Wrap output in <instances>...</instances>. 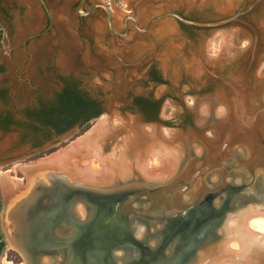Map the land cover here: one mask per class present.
I'll list each match as a JSON object with an SVG mask.
<instances>
[{
	"label": "rangeland",
	"instance_id": "1",
	"mask_svg": "<svg viewBox=\"0 0 264 264\" xmlns=\"http://www.w3.org/2000/svg\"><path fill=\"white\" fill-rule=\"evenodd\" d=\"M253 1L112 0L115 18H119L125 13V10H132L142 25L146 24L152 15L158 13L157 11H173L194 20L217 21L238 13L245 5H251ZM40 10L35 0H17L6 22L7 37H5L4 44L0 46V66L5 67V70L0 73V90L9 84L12 86V95L10 101H0V108L12 110L23 108L24 110L35 103L38 94L51 95L59 88L61 77L74 73L82 78L85 88L100 97L104 102V107L109 110V114L95 120L89 130L109 115L111 120L120 127L125 123L131 126L159 128L160 136L168 138L171 147H178V151L182 152L181 163H179L177 171L165 181L179 175L184 164L195 155L203 156L201 139L204 135L209 137L214 145L219 140L220 128L218 126L227 120L228 110L231 109L225 103L227 114L219 116L224 111L222 108L225 107L218 96L223 94L224 102H229L228 97H231L229 93H226L228 92L226 84L220 77L234 83L240 91L248 90V93H252V90L258 86L254 75V72L259 69L257 62L244 60L242 56L238 57L237 55L242 51V48L250 46V35H253L254 31H257L260 37L259 46L261 48L258 55L262 61L260 67L264 66V4L243 17L241 21L218 28L196 26L190 28L183 26L174 17H162L153 25V29L149 33L142 34L133 31L129 38L113 41L117 42L112 46L113 51L119 54L126 64L110 55L107 47L101 44V38L104 36L102 34L104 32L103 23L96 32L87 30L79 36L73 29L69 33L67 27L56 20L59 29L55 30V33L59 32V43H54L51 46H36V40H33L27 47H22L24 39L41 30L38 27ZM50 11L57 16L58 11L54 5L51 6ZM116 25L121 28L119 23ZM222 34L226 35L229 40L225 47L228 55L224 59L218 60L220 52L224 48L217 41ZM43 40V44H46L49 41L48 35L38 42ZM11 48L14 51L12 54L14 62L9 59ZM151 68L161 71L163 83L156 82L150 77ZM20 76H23L21 80ZM18 82H21V97L15 94L19 89L17 88ZM137 96H153L158 100H163L159 125L158 123L146 124L143 122L141 118L144 116L132 105ZM208 103L213 106L209 112L205 111ZM22 119L25 120V116ZM166 130L170 132L167 133ZM130 131V134L127 135L129 137L132 136L133 130ZM79 132L64 139L56 136L46 142L40 151L39 149L31 150L30 144L27 143L29 139L25 137L24 127L13 126L12 131L0 133V156L10 159L12 156L20 155L21 152L26 154L36 151L35 155L30 158L32 162L39 161L65 150L73 142L87 134L85 132L81 135ZM119 135L115 134L116 138L113 144L106 148L107 152L105 153L109 154V157H112L114 148L121 147L119 142H122L124 134ZM238 147L239 145H236L237 149ZM25 158L26 156H21L14 160H8L0 163V166L10 164V169L14 167L18 173L21 167L19 162ZM152 158L154 159V156H151ZM236 158L235 152L225 158L223 165L226 169L219 168L213 171L207 180L208 185L219 186L224 170L227 172L228 182L232 184L241 182L240 176L232 171L233 161ZM151 159L146 160L145 165L148 166L146 165L145 168H158L155 164L151 166ZM94 163L98 164L97 160H94ZM93 167L94 165L89 162V168L94 169L95 167ZM167 168L170 167H167L166 164L165 170ZM12 174L16 176V173ZM11 177L13 176L11 175ZM135 177L126 181L121 180L119 184L110 186L121 187L128 181L142 182V178H146L137 171ZM148 179L150 178L148 177ZM258 183L257 186L250 189V194H259L258 188L262 187L264 183ZM92 185L100 186L98 183ZM199 185L200 182L196 187L199 188ZM186 200H191L190 196H186ZM77 205V208L80 205L85 207L82 203ZM78 215L86 217V214H79V212ZM136 222L138 223V221ZM137 228L135 234L138 238H142L149 230L142 221ZM150 231L152 232L154 229L150 228ZM7 242L9 253L5 255L1 264H5L7 261L12 264H20L16 261L18 250L10 243L9 239ZM170 247L168 246L166 249L167 253H169ZM117 254L125 255L122 251H118Z\"/></svg>",
	"mask_w": 264,
	"mask_h": 264
},
{
	"label": "water",
	"instance_id": "2",
	"mask_svg": "<svg viewBox=\"0 0 264 264\" xmlns=\"http://www.w3.org/2000/svg\"><path fill=\"white\" fill-rule=\"evenodd\" d=\"M263 4L264 0H254L251 5H245L238 13L217 21L194 20L177 12L166 11L152 18L147 28L154 21L166 16L201 28L223 27L229 23L241 21L243 17ZM100 5L107 11L108 25L111 27V7L105 3ZM133 20L135 26L139 28L136 19L133 18ZM259 44L260 37L257 31H254L253 35H250V46L242 48V51L237 54L244 60L257 62L259 69L254 72V75L258 86L252 90V93H248V90L240 91L234 83L220 77L226 84L228 90L226 93L231 96L228 97L229 102L226 101L231 108L228 110V118L225 121L222 120L224 122L219 127V133L223 134L218 135L219 140L215 145L209 137L204 135L205 137L201 139L203 156L195 155L194 158L189 159L179 175L165 182L156 183L152 179L142 178V182L128 181L121 187H111L112 185L102 187L70 180L63 172L48 173L40 182L52 185L41 188L42 193L53 194L55 206L57 199H60L62 203L63 196L66 194L70 197V207L66 210L53 209L56 228L54 243L56 246L60 245V250H54L57 252L55 255L50 250L51 241L47 239V234L46 238L39 242V250H33L37 247L36 236L41 237L42 232L46 230L50 210L23 208L24 230L20 241L23 249L31 256L32 264H44L45 258L52 259L51 264H176L177 257L184 250L191 248V255H193L206 242L207 245L214 242L219 237L217 229L236 210L251 207V205L264 208V185L259 186L258 195L249 193L251 188L259 184L258 182L264 183V66L260 67L262 61L258 55L261 48ZM225 49V47L222 48L218 60L227 57ZM106 117L110 118L109 115ZM141 119L146 124H160ZM239 124L242 125V136L235 135L227 126L233 127ZM79 131L80 127L77 125L59 136L63 139L69 138ZM227 134H229L228 137ZM161 138L168 146L170 143L168 138L165 136ZM236 145L241 146L242 150H238ZM232 152L237 155L233 161L232 171L240 176L242 181L233 182L234 184L228 182L227 172L224 170L221 184L216 187L209 186L207 180L210 174L219 168H225L224 160ZM181 160L180 156V163ZM198 182H200L199 188L196 187ZM186 196H190L191 200H186ZM164 198H168L171 202L170 208H163ZM160 200H162L161 204ZM78 203L85 206V218L78 215L76 211ZM107 205L115 206V208H98ZM3 212L4 209L1 218L5 231ZM201 214L206 215V219L201 223L195 222ZM185 220L188 224H183ZM141 221L149 230L142 238H138L135 232ZM150 228L154 231L151 232ZM182 228L188 230L185 241L179 239L180 236L177 234V231ZM191 239L198 240L196 246L192 245ZM181 241H184L182 246L179 245ZM163 243H167V248L168 244L171 246L169 253L166 252L167 248H163L166 246ZM178 249L181 250L180 253ZM118 251L124 252L125 255H118Z\"/></svg>",
	"mask_w": 264,
	"mask_h": 264
},
{
	"label": "bare ground",
	"instance_id": "3",
	"mask_svg": "<svg viewBox=\"0 0 264 264\" xmlns=\"http://www.w3.org/2000/svg\"><path fill=\"white\" fill-rule=\"evenodd\" d=\"M217 41L221 47H226L229 40L226 35L222 34ZM218 97L225 107L222 108L223 113L219 112L220 115H218L226 116L225 105L227 103L224 102L223 94ZM211 106V103H208L205 111L209 112ZM240 109L242 110V107ZM114 122L105 117L65 150L21 166L19 169L28 177L31 184L29 192L27 190L25 192L22 180L11 177L9 171L0 172V185L6 202L3 212L4 229L10 243L24 257V264H32V260L20 241L24 230L22 207L26 202V195L35 191L37 184L43 181L48 173L63 172L70 180L87 184L98 183L103 187L119 184L121 180L134 179L136 171L156 183L165 182L177 171L182 152L179 154L178 147H171L169 143L167 146L163 143V139H160L159 128L131 126L125 123L120 127ZM227 126L232 133L242 136L241 124L233 127L232 125ZM130 130L133 132L129 137L127 135L130 134ZM166 132L170 131L166 130ZM115 134H124L122 142H119L122 148L118 146L114 148L112 157H109V154L105 153L106 148L113 144ZM239 150L241 151L242 147ZM151 156H154V159H151ZM148 158L152 161L151 166L155 164L158 168L146 169L145 162ZM94 160H97L98 164H95ZM89 162L94 165V169L89 168ZM166 164L167 167L172 168L171 171H169L170 168L165 170ZM164 199L163 208H170L171 202L168 198ZM161 203L162 200H160ZM84 208L82 205L77 208L79 214H86ZM217 232L219 237L214 242L208 245L206 242L193 255L191 252L183 255L178 264H264V208L262 206L251 205V207L236 210L226 218ZM52 261L50 258H45L44 264H51ZM5 264L12 263L7 261Z\"/></svg>",
	"mask_w": 264,
	"mask_h": 264
},
{
	"label": "flooded vegetation",
	"instance_id": "4",
	"mask_svg": "<svg viewBox=\"0 0 264 264\" xmlns=\"http://www.w3.org/2000/svg\"><path fill=\"white\" fill-rule=\"evenodd\" d=\"M15 1L17 2V0H0V46H2L4 44L5 37H7L6 22L9 19V15H11L12 8H13ZM35 1L39 5V7H41V9H43L44 12L46 13L45 27L43 28V30L40 33L29 36L22 46H28L29 43L32 42L33 40L34 41L36 40L35 42H36V46H37V44L41 42V41L40 42H38V41L41 38L45 37V35H48L49 41L46 44H44V46H51L54 43H59L58 42V33L59 32L57 31V33H55V30L59 29L58 26L56 25V22H55L57 16H55V14H53L50 11L51 6L54 5V7H56V9L58 11L57 15L58 16L60 15L61 18H64L65 20L69 21L70 25H71V29L76 30V32L79 36H81L87 30L90 32L91 31L96 32L99 29L98 27H100V25L103 23V31L104 32L102 34L104 36L101 38V44L103 46L107 47V51L110 53V55L114 56L117 59H120L121 61H123V63H125L124 59H122L120 57V55L117 54L116 52H114L112 49V46H114V44L115 45L117 44V42L114 43L113 41L114 40L119 41V40L127 39V38H129V36L132 35L133 31L139 32L142 34L149 33L151 31V29H153V25L156 24L158 21H160L162 18L154 21L150 25V27L147 28L148 23L155 16L163 13V12L157 11L158 13L152 15L149 18V20L147 21V23L142 25L140 23V20L138 19V17L134 13H132V10H125V13H123L119 18H117V17L115 18V14H114L115 10H114V5H113L112 0H110V1H108V0H35ZM101 3H105L111 7V10H112V16H111V20H110L111 27H109V25H108V19H109L108 13L105 10V8L100 5ZM133 18L136 19L139 28H137L135 26ZM57 19H58V17H57ZM67 21H66V24H68ZM117 23H119L121 25V28L117 27V25H116ZM53 33H55V34L53 35ZM13 53H14V51L11 48L9 50V54H11L9 59L11 60V62H14V60H13L14 58L12 56ZM4 68H5L4 66H0V70H1L0 73L3 70H5ZM155 69L157 70V68H155ZM152 70H153V68H151L149 71L150 77H152L151 76ZM157 71L159 74L161 73V71L159 69ZM22 78H23V76H20V80ZM60 79H61L60 86L56 91H54L51 95L38 94L36 97L35 103L32 105H29L24 110H23V108H20V109L16 108L14 110H12V109H1L0 108V133L12 131L13 126L14 127L15 126L20 127V122L23 120L22 119L23 116L26 117L32 113L42 111L43 109H50L53 106H55L56 104H60L61 101H63L65 99V97H67V94H69V96H73L75 98H80L83 100H88L90 102H94L96 110L95 109H94L95 111L90 110L89 111L90 113L94 114L97 111H101L102 113H101L100 117H102L106 114H109V110L104 107V102L100 99V97L94 95L89 89L85 88V86L83 85V81H82L81 77L77 76L74 73H70L66 76L61 77ZM17 88H19V89L16 90L15 94H16V96L19 95L21 97V90H20L21 82L17 83ZM11 95H12V86L8 84L7 86L3 87L2 90H0V101L1 100L10 101L9 99H11L10 98ZM18 116H20V117H18ZM5 119H9V123L7 125L4 123L3 124L1 123ZM6 127H7V129H6ZM27 139H29L27 141V143L30 144L31 150H38L39 149L40 151H42L44 145L46 144V143H44L42 145H37V144L33 143V141L31 140L30 137H27ZM35 153H36V151H32L30 153L27 152L26 154L24 152H21L20 155H17L14 157L12 156L10 159L5 158L4 156H0V163L6 162L8 160H14V159L19 158L21 156H26L25 159H22V161L24 160V162H22V161L19 162L20 166L26 165V164L32 162L31 161L32 159L30 157L35 155ZM0 169H1L0 172L1 171H10L11 175L13 177L20 179V181L22 180L21 182L23 185L22 184L21 185L24 186L25 192H26V190L28 191L31 188V184L29 183V180L27 179L28 177L21 170H18V173H17L14 170V167H13V169H10V164H4V165L0 166ZM12 173H16V176L13 175ZM50 185H52V184L51 183H45V182L38 183L37 186L35 187L36 190L35 191L33 190L26 195L27 199H26V202L22 208H37V209L38 208H48L50 210L48 213V216H47L49 221L47 222L46 230H44L42 232L41 237L36 236L37 247L33 250L34 251L39 250V247H38L40 244L39 242H42L46 238V234H47V239L49 241H51L50 250L55 255L57 252H54V250L55 249L60 250V245L56 246L54 243V235L56 233V230H55L56 228L54 227L55 221H54L53 209L54 208H63L66 210L67 208H69L70 207V204H69L70 203V197L68 195L64 194L62 203L60 202V199H57L58 202H57V205L55 206L54 195L53 194L52 195L44 194V193H42V190H41V188H44V187H47ZM0 191H1L2 201H3V209H4L6 202H5V198H4V194H3V190H2L1 185H0ZM77 206H76V208H77ZM87 208H90V207H87ZM98 208H115V206L107 205L106 207H104V206L100 207L99 206ZM42 217H44V215ZM195 217L196 216H194V218ZM206 217H207L206 215L201 214V215H199L197 221H195V222L201 223L202 221H204L206 219ZM186 223L188 224L187 221L184 222L183 224H186ZM187 228H182L181 230L177 231V234L180 236L179 239L184 240V238L186 236V232L188 233ZM4 233L6 236V240L8 241L7 234L5 231H4ZM63 239H65V237ZM175 240H176V238H175ZM184 241H181L182 243H179V245L182 246L184 244ZM197 242H198L197 239L196 240L191 239V243L193 246H196L195 244ZM163 244L166 245L163 247L164 249H166L167 243H163ZM161 245H162V243H161ZM168 246H169V244H168ZM178 251L180 253L181 250L178 249ZM190 252H191V248L184 250V252L179 257H177L178 260H177L176 264L179 263V259H181V257L183 255H186V254L188 255V253H190ZM8 253H9V249L7 251V254ZM16 253L18 255L16 260H18V262H20V264H24L25 263L24 257L21 255L20 252L17 251Z\"/></svg>",
	"mask_w": 264,
	"mask_h": 264
},
{
	"label": "trees",
	"instance_id": "5",
	"mask_svg": "<svg viewBox=\"0 0 264 264\" xmlns=\"http://www.w3.org/2000/svg\"><path fill=\"white\" fill-rule=\"evenodd\" d=\"M182 25L190 28L195 27L184 23ZM151 76L156 82H164V79L155 68H153ZM162 104L163 100H158L153 96H137L132 103L133 107L138 109L146 121L155 122L160 120ZM94 109L96 110L94 102L75 98L67 94V97L60 104L26 116L25 120L20 122V127L25 128L26 138L30 137L33 143L42 145L77 125L80 127L79 133L81 135L87 132L102 113L101 111H97L94 114L89 112L90 110L95 111ZM1 123L7 125L9 119H5ZM2 210L3 201L0 191V264L8 251V242L2 228Z\"/></svg>",
	"mask_w": 264,
	"mask_h": 264
},
{
	"label": "crops",
	"instance_id": "6",
	"mask_svg": "<svg viewBox=\"0 0 264 264\" xmlns=\"http://www.w3.org/2000/svg\"><path fill=\"white\" fill-rule=\"evenodd\" d=\"M40 9H41V7H40ZM40 11H41V13H38V14H39V15H38V19H39V22H38L39 26H38V27H39V29H41V30L38 31V33H40V32L43 30V28L45 27V22H46V13L44 12L43 9H41ZM57 17H58V19H57ZM57 17H56V20L58 21V23H61L63 26H66L68 32L70 33V31H71V25H70V22L67 21V20H65L64 18H61L60 15H59V16L57 15ZM66 21H67L68 24H66ZM36 34H37V33H36ZM53 34H55V33H53ZM27 38H28V37H27ZM27 38L24 39L23 44L25 43V41L27 40ZM43 43H44V40H43L42 42H40L37 46H44ZM22 47H27V46H22Z\"/></svg>",
	"mask_w": 264,
	"mask_h": 264
}]
</instances>
